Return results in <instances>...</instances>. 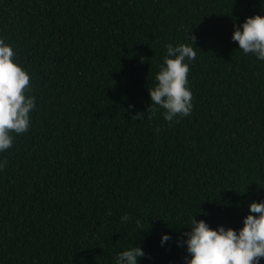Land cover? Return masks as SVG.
Returning <instances> with one entry per match:
<instances>
[{
    "label": "trees",
    "instance_id": "1",
    "mask_svg": "<svg viewBox=\"0 0 264 264\" xmlns=\"http://www.w3.org/2000/svg\"><path fill=\"white\" fill-rule=\"evenodd\" d=\"M252 15L264 0H0L36 99L0 153V264H115L136 245L138 264H184L193 217L241 228L264 200V61L231 39ZM189 32L191 114L148 119L165 45Z\"/></svg>",
    "mask_w": 264,
    "mask_h": 264
},
{
    "label": "clouds",
    "instance_id": "2",
    "mask_svg": "<svg viewBox=\"0 0 264 264\" xmlns=\"http://www.w3.org/2000/svg\"><path fill=\"white\" fill-rule=\"evenodd\" d=\"M188 39L191 43L165 45L166 55L155 74L154 86L148 88L151 98L147 107L148 119L163 110V118L171 124L173 121L179 123V118L191 114L193 93L186 85L191 71L189 62L197 57V38L189 32ZM231 39L238 43V49L244 55L251 54L264 61V16L252 15L240 25L234 24ZM15 58L13 47L0 39V153L13 146L15 136L29 130L31 113L36 108L35 97L28 94L31 91L29 74L14 62ZM143 118V112L132 116L134 120ZM7 163L6 159L0 162V169ZM248 207L249 214L243 218V226L238 230L223 225L211 228L204 220L193 217L190 231L183 234L186 239L177 241L179 247L186 245L184 264H260L264 259V200L252 201ZM129 219L128 215L121 217L122 221ZM137 227H140L139 221ZM170 239L168 234H162L161 245ZM145 255L136 245L120 251L115 256V264H138Z\"/></svg>",
    "mask_w": 264,
    "mask_h": 264
}]
</instances>
